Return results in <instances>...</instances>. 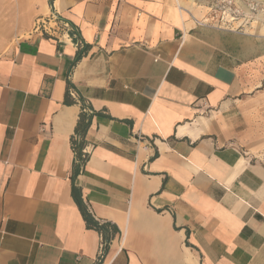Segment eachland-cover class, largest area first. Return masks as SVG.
<instances>
[{
	"label": "crops",
	"instance_id": "obj_1",
	"mask_svg": "<svg viewBox=\"0 0 264 264\" xmlns=\"http://www.w3.org/2000/svg\"><path fill=\"white\" fill-rule=\"evenodd\" d=\"M212 8L0 0V264H264V162L232 139L264 28ZM78 94L99 114L72 179ZM73 184L118 230L103 251Z\"/></svg>",
	"mask_w": 264,
	"mask_h": 264
},
{
	"label": "rangeland",
	"instance_id": "obj_2",
	"mask_svg": "<svg viewBox=\"0 0 264 264\" xmlns=\"http://www.w3.org/2000/svg\"><path fill=\"white\" fill-rule=\"evenodd\" d=\"M180 1V0H179ZM187 5H194L198 9L208 11V6H213L212 14L217 9H223L226 0H183ZM232 4L247 10V4L251 3L255 6L252 25H258L264 28V0H230ZM208 14V18L212 15ZM201 19V20H202ZM250 22V21H249ZM232 29H239L236 21L228 24ZM226 26V25H225ZM236 123L233 143L236 144L248 156H254L256 159L264 162V84L258 89L248 94L242 100L241 105L236 109Z\"/></svg>",
	"mask_w": 264,
	"mask_h": 264
},
{
	"label": "trees",
	"instance_id": "obj_3",
	"mask_svg": "<svg viewBox=\"0 0 264 264\" xmlns=\"http://www.w3.org/2000/svg\"><path fill=\"white\" fill-rule=\"evenodd\" d=\"M50 3H52V0H49ZM82 55V50H78L75 56V60H78ZM71 88H74L70 82L67 83L66 93L64 97V103L68 104L70 102H75L70 99V93L69 90ZM80 111L78 114V118L74 127V131L72 135L70 136V146L74 153V160L72 165V179L81 171L88 155L86 152H84V148L86 146V135L88 128L91 124V119L94 115L99 114L98 112L94 111L90 104L81 96L78 94L77 100ZM72 196L82 214V217L85 221L87 228L95 229L96 231L100 232L103 238V247L107 246V243L109 242L110 236L118 232L117 228L110 224V223H99L96 221L91 213L88 211L86 205L84 204L82 198L80 189L73 184L72 186Z\"/></svg>",
	"mask_w": 264,
	"mask_h": 264
},
{
	"label": "built area",
	"instance_id": "obj_4",
	"mask_svg": "<svg viewBox=\"0 0 264 264\" xmlns=\"http://www.w3.org/2000/svg\"><path fill=\"white\" fill-rule=\"evenodd\" d=\"M256 8L253 4H247V10H242L240 7L232 4V1L226 0L223 9L219 8L217 14H212L210 17L197 21L199 25H213L219 28H232L228 24L236 21L237 27L244 26L253 18V12ZM44 21H38L34 27L36 30L46 31L48 26H43ZM226 25V26H225Z\"/></svg>",
	"mask_w": 264,
	"mask_h": 264
}]
</instances>
